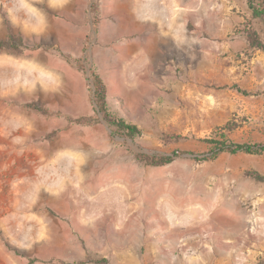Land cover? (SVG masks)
I'll list each match as a JSON object with an SVG mask.
<instances>
[{"label":"rangeland","instance_id":"1","mask_svg":"<svg viewBox=\"0 0 264 264\" xmlns=\"http://www.w3.org/2000/svg\"><path fill=\"white\" fill-rule=\"evenodd\" d=\"M197 1L178 53L132 64L125 36L99 39L91 6L74 15L50 0H0V264H255L264 257V181L249 174L264 176V152L195 158L210 155L207 139L223 133L233 143L264 144V51L246 32L254 28L264 41V21L252 17L247 0ZM94 72L106 84L109 113L137 124L140 136L105 120ZM228 122L235 128L226 132ZM82 134L84 148L101 155L111 144L134 157L183 152L155 166L164 180L149 191V204L102 216L132 224L98 229L92 243H72L78 229L73 237L61 227L59 202L35 162L60 155L63 141L76 146ZM85 242L100 257L86 255Z\"/></svg>","mask_w":264,"mask_h":264},{"label":"crops","instance_id":"2","mask_svg":"<svg viewBox=\"0 0 264 264\" xmlns=\"http://www.w3.org/2000/svg\"><path fill=\"white\" fill-rule=\"evenodd\" d=\"M50 2L54 8L74 15L88 14L90 6L93 7L98 18L95 25L99 39L105 35L125 36V52L135 55L131 58L132 64L139 56L141 62L150 64L155 58L167 60L178 53L176 47L183 40L186 42L183 38L190 33V22L197 17L198 4L197 0H77L75 7L70 8L68 4L73 0ZM135 35L146 39L139 42L134 40ZM118 45L121 43L108 50L118 51ZM136 66L137 63L132 68ZM82 135L83 141L78 140L76 146L73 141H63L60 155L35 159L37 170L48 175L42 181L44 184L38 186L43 185L50 192L49 197L59 202L61 227L70 229L67 233L73 237V229H78L77 239L72 243H79L78 237L92 243L101 234L98 230L101 228L131 225L132 221L127 219L109 222L102 216L113 209L123 217L130 207L149 204V191L158 190L164 180L163 175L155 173V166L139 162L127 146L111 144L108 152L101 155L99 151L84 148L85 134ZM87 245L86 255L100 257Z\"/></svg>","mask_w":264,"mask_h":264},{"label":"trees","instance_id":"3","mask_svg":"<svg viewBox=\"0 0 264 264\" xmlns=\"http://www.w3.org/2000/svg\"><path fill=\"white\" fill-rule=\"evenodd\" d=\"M247 3L252 11L253 18H259L264 21V0H247ZM247 36L249 38L250 45L255 49H261L264 51V41L261 38L259 32L254 28H248L246 30ZM95 77V91H94V99L97 104L98 110L104 114V118L111 125L115 126L120 134H125L132 139H135L137 136L142 134V129L135 123L125 120L123 118H118L116 116H112L107 107V88L105 82L102 78L94 72ZM239 91L244 92L245 94H251L249 91L243 90L237 85H235ZM235 126L232 125L231 122H228L224 129L226 132L232 131ZM207 141L213 145V149L210 155L205 156H197L195 157L197 160H210L212 158H216L219 154L223 152H230L232 154H237L240 152H246L250 154H260L264 152V144L258 143H233L227 139L226 133L222 134L221 139L210 138ZM183 152L180 150H175L171 154H162V155H150L149 153H135L136 157L140 161H144L148 165L153 166H164L172 163L177 156L182 154ZM250 175L255 176L256 178L264 181V176L258 173H251ZM255 264H264V257H260L258 262Z\"/></svg>","mask_w":264,"mask_h":264},{"label":"bare ground","instance_id":"4","mask_svg":"<svg viewBox=\"0 0 264 264\" xmlns=\"http://www.w3.org/2000/svg\"><path fill=\"white\" fill-rule=\"evenodd\" d=\"M157 5V4H156ZM154 12V11H153ZM158 15H160V14H158ZM157 18V17H156Z\"/></svg>","mask_w":264,"mask_h":264}]
</instances>
